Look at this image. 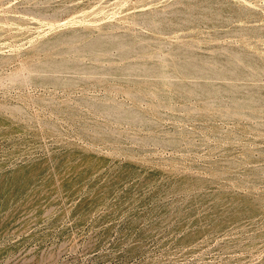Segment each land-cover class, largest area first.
Returning a JSON list of instances; mask_svg holds the SVG:
<instances>
[{
    "label": "rangeland",
    "instance_id": "1",
    "mask_svg": "<svg viewBox=\"0 0 264 264\" xmlns=\"http://www.w3.org/2000/svg\"><path fill=\"white\" fill-rule=\"evenodd\" d=\"M0 264H264V0H0Z\"/></svg>",
    "mask_w": 264,
    "mask_h": 264
}]
</instances>
